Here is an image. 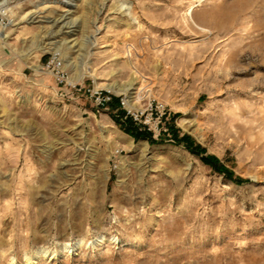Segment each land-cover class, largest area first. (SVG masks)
I'll use <instances>...</instances> for the list:
<instances>
[{"label":"rangeland","instance_id":"obj_1","mask_svg":"<svg viewBox=\"0 0 264 264\" xmlns=\"http://www.w3.org/2000/svg\"><path fill=\"white\" fill-rule=\"evenodd\" d=\"M0 264H264V0H0Z\"/></svg>","mask_w":264,"mask_h":264},{"label":"built area","instance_id":"obj_2","mask_svg":"<svg viewBox=\"0 0 264 264\" xmlns=\"http://www.w3.org/2000/svg\"><path fill=\"white\" fill-rule=\"evenodd\" d=\"M46 69L52 72L58 79L60 84L73 89L74 91H85L83 85L74 81L70 73L67 71L66 65L62 57L55 53L51 55L46 63ZM95 103L98 113L103 110H109V105L113 101L114 93L112 90H105L100 87L88 88L86 91ZM121 105L126 110V117L130 118L135 126L144 132L152 134L153 137L158 138L166 131L164 127V117L166 114V106L163 102L157 101L150 103L146 109H138L131 105L128 96L121 97ZM120 153V150L115 152V155Z\"/></svg>","mask_w":264,"mask_h":264},{"label":"trees","instance_id":"obj_3","mask_svg":"<svg viewBox=\"0 0 264 264\" xmlns=\"http://www.w3.org/2000/svg\"><path fill=\"white\" fill-rule=\"evenodd\" d=\"M172 129H170L172 132H174V127H171ZM128 132H131L132 135H134L136 138H150L151 134L148 132H144V131H140V132H135L134 130H130L127 129ZM174 135L176 136V138H178L177 142L178 143H185L186 146L195 154H199L202 155V160L209 166H211L214 170H216L217 172L224 174L228 179H231L232 181H234L235 183H243L244 179L241 177H238L234 174V172L230 169H228L226 166H224L219 159H217L214 156H210V155H206L204 153V149L196 146L194 147V144L192 142V138L189 135H184L183 137H180L178 135V132L176 131L174 133Z\"/></svg>","mask_w":264,"mask_h":264},{"label":"bare ground","instance_id":"obj_4","mask_svg":"<svg viewBox=\"0 0 264 264\" xmlns=\"http://www.w3.org/2000/svg\"><path fill=\"white\" fill-rule=\"evenodd\" d=\"M65 19H66V16L63 18V15L62 16H60L59 18H57V19H54L53 20V23H54V25L55 26H62V28L64 27H67V25H66V23H65ZM65 23V24H64ZM68 24V23H67ZM113 88H117V87H115L114 85H110V89H113ZM129 97V96H128ZM129 100H131V97H129ZM131 105H133V103L131 104Z\"/></svg>","mask_w":264,"mask_h":264}]
</instances>
